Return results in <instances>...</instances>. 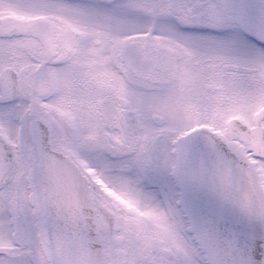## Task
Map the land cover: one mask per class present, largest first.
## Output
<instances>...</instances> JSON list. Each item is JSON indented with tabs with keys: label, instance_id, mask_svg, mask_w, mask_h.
<instances>
[{
	"label": "snow or ice",
	"instance_id": "obj_1",
	"mask_svg": "<svg viewBox=\"0 0 264 264\" xmlns=\"http://www.w3.org/2000/svg\"><path fill=\"white\" fill-rule=\"evenodd\" d=\"M0 264H264V0H0Z\"/></svg>",
	"mask_w": 264,
	"mask_h": 264
}]
</instances>
